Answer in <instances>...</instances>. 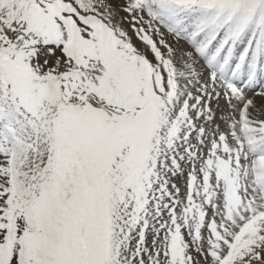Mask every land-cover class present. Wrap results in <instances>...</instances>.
Listing matches in <instances>:
<instances>
[{"label": "snow or ice", "instance_id": "obj_1", "mask_svg": "<svg viewBox=\"0 0 264 264\" xmlns=\"http://www.w3.org/2000/svg\"><path fill=\"white\" fill-rule=\"evenodd\" d=\"M0 264H264V0H0Z\"/></svg>", "mask_w": 264, "mask_h": 264}, {"label": "rangeland", "instance_id": "obj_2", "mask_svg": "<svg viewBox=\"0 0 264 264\" xmlns=\"http://www.w3.org/2000/svg\"><path fill=\"white\" fill-rule=\"evenodd\" d=\"M177 182L179 186L181 187V189L183 190L185 188V178L183 177L177 178Z\"/></svg>", "mask_w": 264, "mask_h": 264}]
</instances>
